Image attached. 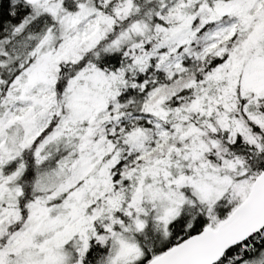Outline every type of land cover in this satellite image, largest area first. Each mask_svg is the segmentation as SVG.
<instances>
[{
    "label": "snow or ice",
    "instance_id": "6c2138e0",
    "mask_svg": "<svg viewBox=\"0 0 264 264\" xmlns=\"http://www.w3.org/2000/svg\"><path fill=\"white\" fill-rule=\"evenodd\" d=\"M0 264H264V0H0Z\"/></svg>",
    "mask_w": 264,
    "mask_h": 264
}]
</instances>
